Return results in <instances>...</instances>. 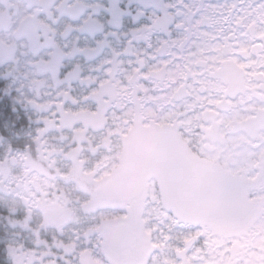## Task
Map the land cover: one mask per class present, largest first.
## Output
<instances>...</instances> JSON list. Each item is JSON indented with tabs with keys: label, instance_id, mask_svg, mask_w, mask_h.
Returning a JSON list of instances; mask_svg holds the SVG:
<instances>
[{
	"label": "flooded vegetation",
	"instance_id": "obj_1",
	"mask_svg": "<svg viewBox=\"0 0 264 264\" xmlns=\"http://www.w3.org/2000/svg\"><path fill=\"white\" fill-rule=\"evenodd\" d=\"M93 2L98 7L91 18L81 17L80 12L73 13L75 19L71 23L78 25L79 31H70L55 50L49 49L52 55L37 51L42 61L47 62V67L34 75L38 81H63L62 86L70 89V95L77 99L95 98L86 99L88 107L69 111L64 119L53 109L48 115L51 123L47 127L42 123L39 125L43 129L41 138L47 134L52 137L51 133L60 136L74 156L82 150L88 154L87 148L93 152L96 138L104 128V120L97 116V108L106 106V116L108 112L118 114L119 105L131 107L124 99L126 93L120 91L126 87L129 73H138L140 79L137 83L147 84L150 78L160 75V68L168 71L174 65H181V72L174 82L165 77V82L148 94L145 104L148 107L153 102L163 103L164 111L172 109L176 116L155 120L150 114L147 119L137 118L134 126L121 137L123 144L115 166L100 180L87 182L84 179L88 188L83 186L80 192L87 194V203L82 206L84 211L97 208L111 211L102 217L100 225L89 229L94 234L91 240L83 244L79 240L61 241L65 246L71 243L74 248L80 245L75 252L78 264H141L149 248L147 237L142 235L136 239L118 227L123 222L124 210L135 216L143 215V223L151 224L154 229L150 233L153 240L167 233L168 243H175V232L171 229L176 227V222L164 217L165 208L155 179L148 180L143 190L127 200L103 198L96 192L99 185L108 183L112 173L123 166L128 139L135 131L173 133L190 157L225 175L240 173L244 177L241 183L253 186V191L260 190L259 184L264 180V0H133L152 10L156 21L153 24L146 14L139 19L140 27L125 17L127 10L124 5L128 0ZM164 5H167L166 10ZM4 19L5 22L9 20L0 16L1 22ZM65 44L73 50L72 64H68L62 55L68 50L63 47ZM171 44L183 45V50L178 51ZM197 46H216L218 49L219 54L216 51L204 53L213 57L217 65V79L211 94L207 89L198 90L201 84L193 82L201 79L195 75L199 66L190 63L196 59L190 53L196 52ZM105 58L111 63L104 62ZM77 63L80 67L69 72ZM185 63L192 73L187 76L183 75ZM107 68L112 70L113 83H121L116 88L97 90L100 78L107 79L104 76ZM85 77L88 80L80 83ZM140 95L136 93L137 99ZM25 118L28 121V117ZM80 120L86 125L84 131ZM81 131L80 136L74 137V133ZM32 135L33 130L26 135L28 140ZM15 138L18 139L19 135ZM53 142L57 140L53 139ZM24 153L23 161L31 163L29 155ZM261 205H264L262 196L251 201L249 206L255 212L242 229H213L210 246L204 251L205 259L225 260L227 264H259L264 257V216L259 214ZM68 219L78 217L76 213L70 214L67 208L57 210L58 223ZM182 230L176 227L177 232ZM45 250L50 253L47 256L51 264H63L64 259L71 258L64 256L62 259V252L55 247Z\"/></svg>",
	"mask_w": 264,
	"mask_h": 264
},
{
	"label": "clouds",
	"instance_id": "obj_2",
	"mask_svg": "<svg viewBox=\"0 0 264 264\" xmlns=\"http://www.w3.org/2000/svg\"><path fill=\"white\" fill-rule=\"evenodd\" d=\"M97 7L93 0H0V16L9 18L6 22H0V85L6 90V97L15 102L12 111H23L28 117L29 127L36 125L33 128L34 135L25 149L31 163L21 160V154L12 147L10 141L0 144V206L4 208V212L0 213V264H23L24 261H31V264H51L45 259L49 254L45 249L49 247H55L58 252H62V259L64 256L71 257L64 259L63 264H78L75 252L80 245L77 244L74 248L71 243L65 246L61 241L79 240L83 244L91 240L94 234L89 229L100 225L103 222L102 217L111 211L106 208L84 211L83 194H78L73 185L61 178L62 174L67 175L70 163L59 168L56 166L54 153L41 138L43 129L39 127L41 123L45 127L51 123L48 115L52 114L53 109L64 119L69 111L88 107L85 100L95 97L77 99L70 95V89L62 86L63 81L46 82L33 78V70L39 73L47 67V62L42 61L37 51L52 55L49 49L55 50L56 45L70 31H79V26L71 23L75 19L73 13L80 12L81 17L91 18ZM124 8L127 10L125 17L130 18L137 27H140L139 19L146 14L149 21L153 24L156 22L152 10L144 8L142 3L128 0ZM163 8L166 10L167 5ZM188 10L191 12V7ZM133 11L135 15H132ZM131 35L129 32V36ZM170 46L177 47L178 51L183 50V45ZM63 47L68 48V45ZM212 51L219 54L216 46H197V51L190 53L196 57L190 63L199 66V72L195 75L201 78L194 79L193 82L201 84V89L198 90L207 89L210 94L217 79V65L213 57L204 53ZM62 55L68 64H72L71 48L63 51ZM184 59L187 60V57ZM104 62L111 63L107 58ZM79 67L77 63L69 72ZM159 71L160 75L150 78L147 84L137 83L140 79L138 73H129L126 87H122L120 91L126 93L124 99L128 100L131 107L119 105L118 114L108 112L106 116V106L97 108V116L104 120V128L96 138V148L86 158L85 169L97 168L99 174L107 170L111 163H115V154L123 144L121 137L134 126L137 118L147 119L150 114L155 120L176 116L172 109L164 111L163 103L153 102L150 106H145L148 94L159 88L165 82V77L174 82L181 72V65H174L168 71L160 68ZM190 74L191 69L185 63L183 75ZM104 76L107 79L103 76L100 78L97 90L116 88L121 83H113L111 68L105 69ZM87 80L88 77H85L80 83ZM9 88L11 91H7ZM138 92L141 93L139 99L136 97ZM80 123L82 131L86 130L83 120ZM82 131L74 133V137L80 136ZM67 155H61V160ZM9 203H14L17 211L10 210ZM65 206L74 208L78 219L58 223L57 210ZM45 209L51 210L48 216L45 215ZM45 241L50 243L46 244Z\"/></svg>",
	"mask_w": 264,
	"mask_h": 264
},
{
	"label": "water",
	"instance_id": "obj_3",
	"mask_svg": "<svg viewBox=\"0 0 264 264\" xmlns=\"http://www.w3.org/2000/svg\"><path fill=\"white\" fill-rule=\"evenodd\" d=\"M126 149L123 166L112 173L108 183L97 187L96 192L101 197L127 200L143 190L145 183L153 178L164 208L176 211L182 221L210 215L202 194L210 188L214 175L224 173L190 157L175 134L158 130L135 131L128 139ZM254 212L246 205L232 222H220L213 229L240 230Z\"/></svg>",
	"mask_w": 264,
	"mask_h": 264
},
{
	"label": "snow or ice",
	"instance_id": "obj_4",
	"mask_svg": "<svg viewBox=\"0 0 264 264\" xmlns=\"http://www.w3.org/2000/svg\"><path fill=\"white\" fill-rule=\"evenodd\" d=\"M243 178L236 172L228 175L216 174L212 177L210 188L202 194L210 208L207 218L184 222L176 211L164 209L165 219L175 221L176 227L183 229L178 232L176 227L171 229L175 232L174 244L168 243L167 233H162L159 239L153 240L150 233L154 229L151 224L143 223L142 214L135 216L124 210L123 222L118 227L136 239L142 235L147 237L149 248L141 264H227L225 260L205 259L204 251L210 246L213 226L220 222H232L244 206L250 205L257 196L264 197V180L259 184L260 190L253 191V186L240 182ZM259 214L264 216V205L259 208ZM259 264H264V257H261Z\"/></svg>",
	"mask_w": 264,
	"mask_h": 264
},
{
	"label": "rangeland",
	"instance_id": "obj_5",
	"mask_svg": "<svg viewBox=\"0 0 264 264\" xmlns=\"http://www.w3.org/2000/svg\"><path fill=\"white\" fill-rule=\"evenodd\" d=\"M2 22H5V19L2 20ZM34 74H35V71L33 70V78L36 79ZM51 135H52V137L50 136V134H47V136L44 138V140L46 141L47 145L50 146V150L53 151V153H54L56 166L59 168L60 166L64 165L65 163H70V165H71L69 167V169H68L67 175H63L62 174L61 178L64 179V180H67L71 185H73L78 190V194H81L80 192H81L83 186L86 189L88 188V183L87 182H90V180H92V179H95V181L100 180L116 164V162L115 163H111L108 166L107 170H104L103 172H101L99 174L97 173V168H92L90 170L85 169L84 165L87 162L86 158L88 157L89 153H91L90 149L87 148L88 149V154H86L87 151L85 152V151L82 150V151L78 152L77 156H74L70 152V149L65 147V143L62 142L64 139H62L58 135L55 136L53 133H51ZM53 139L57 140V142H53ZM120 150L121 149L119 148V150L115 154V157H114L115 161H117V159H118V157L120 155ZM19 153L21 154V160L23 161L25 153L24 154H23V152L22 153L19 152ZM56 153H60V155H56ZM65 153L68 154V155L65 157L64 160H61V155L65 154ZM71 156H73L74 162H73ZM74 166H75V168H74ZM84 179L87 182L84 183ZM82 194H83V197L85 199V203L83 205H86V203H87V200H86L87 199V194H85V193H82ZM8 207H10V209H12V210H16V205L14 203H9ZM63 208H67L70 211V214L71 213L72 214L76 213V210L74 208L66 207V206L63 207ZM50 212H51V210L47 209L45 211L46 216H48L50 214ZM48 257L49 256H46L45 259L49 260ZM23 264H31V261H24Z\"/></svg>",
	"mask_w": 264,
	"mask_h": 264
},
{
	"label": "trees",
	"instance_id": "obj_6",
	"mask_svg": "<svg viewBox=\"0 0 264 264\" xmlns=\"http://www.w3.org/2000/svg\"><path fill=\"white\" fill-rule=\"evenodd\" d=\"M7 91H11V89L9 88ZM14 104V101L6 97V90L0 85V144L10 141L14 149L18 152H23L26 147H28L29 143L26 135L32 133L33 125L29 127L28 121L25 118V113H13L11 111ZM13 125H15V127H13ZM16 135H19L18 139L15 138ZM12 211H17V208ZM3 212L4 208L0 206V213Z\"/></svg>",
	"mask_w": 264,
	"mask_h": 264
}]
</instances>
